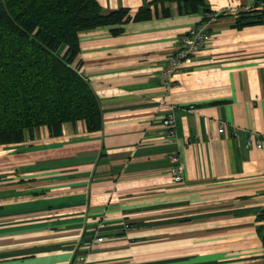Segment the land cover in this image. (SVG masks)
I'll use <instances>...</instances> for the list:
<instances>
[{
    "label": "crops",
    "instance_id": "1",
    "mask_svg": "<svg viewBox=\"0 0 264 264\" xmlns=\"http://www.w3.org/2000/svg\"><path fill=\"white\" fill-rule=\"evenodd\" d=\"M94 1L131 17L153 0ZM199 1L221 16L201 24L204 46L165 97V57L200 11L178 15L171 4L170 16L128 21L114 36L106 27L78 34L73 66L101 127L68 122L57 136L40 127L0 145V264L262 263L264 26L232 27L256 0ZM167 110L172 143L161 125ZM93 238L104 240L90 248Z\"/></svg>",
    "mask_w": 264,
    "mask_h": 264
},
{
    "label": "trees",
    "instance_id": "2",
    "mask_svg": "<svg viewBox=\"0 0 264 264\" xmlns=\"http://www.w3.org/2000/svg\"><path fill=\"white\" fill-rule=\"evenodd\" d=\"M171 4L178 15L200 11L198 25L221 16L199 0H153L131 17L125 8L104 14L94 0H0V145L21 143L40 127L57 136L68 122L82 121L87 133L98 131V101L73 66L78 34L106 27L114 36L128 21L170 16ZM260 5L256 0L236 13L232 27L264 26ZM255 232L264 264V230L258 225Z\"/></svg>",
    "mask_w": 264,
    "mask_h": 264
},
{
    "label": "built area",
    "instance_id": "3",
    "mask_svg": "<svg viewBox=\"0 0 264 264\" xmlns=\"http://www.w3.org/2000/svg\"><path fill=\"white\" fill-rule=\"evenodd\" d=\"M204 27L201 25L194 26L186 30L177 40L175 49L168 53L165 57V68L159 74L160 87L165 97L170 87L173 85L172 77L178 72L182 64L186 63L188 59L196 54L205 42ZM161 125L165 129V141L167 143L173 142V116L170 110H167L164 118L161 120ZM259 148L258 144L254 145ZM178 154H172L168 157L170 163L169 174L171 181L177 183L181 180L182 168ZM104 238H93L89 242L88 247H93L102 242ZM77 264H91L82 257H77Z\"/></svg>",
    "mask_w": 264,
    "mask_h": 264
}]
</instances>
